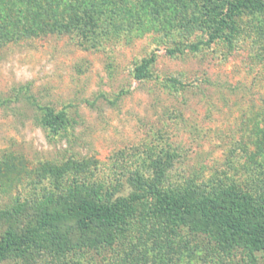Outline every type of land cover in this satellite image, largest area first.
I'll list each match as a JSON object with an SVG mask.
<instances>
[{"label":"rangeland","instance_id":"rangeland-1","mask_svg":"<svg viewBox=\"0 0 264 264\" xmlns=\"http://www.w3.org/2000/svg\"><path fill=\"white\" fill-rule=\"evenodd\" d=\"M248 1L226 17L235 0H0V239L82 199L137 214L108 247L70 252L50 237L83 243L67 216L0 264H264L177 205L234 188L263 208L264 0Z\"/></svg>","mask_w":264,"mask_h":264},{"label":"trees","instance_id":"trees-1","mask_svg":"<svg viewBox=\"0 0 264 264\" xmlns=\"http://www.w3.org/2000/svg\"><path fill=\"white\" fill-rule=\"evenodd\" d=\"M248 2V0H235L226 17L236 16L248 5ZM223 21H225V18ZM214 38L215 35H212L211 40ZM193 49H197V45L193 46ZM154 59V56H151L138 66V76L142 75L143 71ZM55 118H59V120L64 119V114L60 113ZM48 123L50 125L54 124L52 120H49ZM257 194L260 195L261 193ZM257 194H253L249 190H235L232 188L225 195L223 194V198H221L223 196L221 194L222 196L219 195L218 198L185 200L178 202L177 205L189 211L205 213L208 216L207 219L218 222L229 235L238 236L241 240L246 239L251 245L264 251V221H261L260 225L252 223L255 220L254 218L261 217V219H264L262 218L264 214L262 213V210L264 211V196L257 199L258 205L263 206L262 210L261 208H259L260 211L252 209V206H254L252 197L257 196ZM167 199V197L162 198V203H168ZM133 203L134 200H123L100 206L93 201L82 199L69 205L68 211L58 210L46 217L40 218L36 226L30 225L31 218L28 217L26 218L27 222L25 225L22 222L23 220L20 222L15 220L16 224L13 222L14 226H10L0 239V260H4L10 256L28 257L32 254L31 250L33 248H41L45 241H48L46 232H44L45 229H49L56 222H62L67 216L75 218L79 238H84L83 243L71 244L70 240L65 238L66 236L61 240L57 230H53L50 237L51 239L58 238L60 242L55 244L58 249L61 248V251H65L66 249V251L70 252L86 246L106 248L110 245L109 243H113L119 239L124 229L136 219L137 214ZM0 214L1 224L6 217L9 218V214H5V212ZM92 234L96 238L93 239L91 237Z\"/></svg>","mask_w":264,"mask_h":264}]
</instances>
